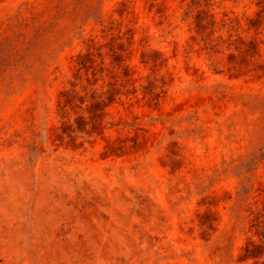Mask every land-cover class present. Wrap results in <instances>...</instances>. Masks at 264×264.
<instances>
[{"label":"rangeland","instance_id":"374dc122","mask_svg":"<svg viewBox=\"0 0 264 264\" xmlns=\"http://www.w3.org/2000/svg\"><path fill=\"white\" fill-rule=\"evenodd\" d=\"M0 264H264V0H0Z\"/></svg>","mask_w":264,"mask_h":264}]
</instances>
